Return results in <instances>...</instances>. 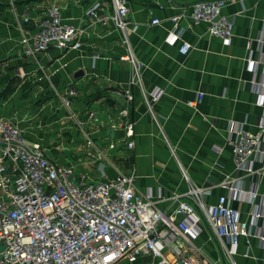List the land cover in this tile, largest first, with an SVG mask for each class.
Wrapping results in <instances>:
<instances>
[{"label":"crops","instance_id":"0c3cea01","mask_svg":"<svg viewBox=\"0 0 264 264\" xmlns=\"http://www.w3.org/2000/svg\"><path fill=\"white\" fill-rule=\"evenodd\" d=\"M96 1L0 0V117L13 120L29 140L42 145L48 157L74 165L77 174L88 182L102 179V169L109 179L134 172L137 191L163 194L160 207L172 211L176 205L173 196L184 194L189 187L181 168L197 186L233 176L228 143L232 124L247 132L258 131L264 109L257 105L256 83L264 80V64L249 62L264 53V0L228 2L224 12L235 22L230 44L211 36L205 23L191 25V6L197 0H128L129 19L138 26L130 41L136 57L144 63L145 87L163 92L155 106L162 130L147 112L139 89L133 87L135 100L129 119L135 121V146H122L109 154L113 166L100 164L80 128L68 119L59 98L66 88L76 87L79 96L75 109L80 115L89 110L101 114L102 126L91 131L100 144L122 136L120 127L112 128L110 118H115L125 99L113 91L129 88L133 74L130 64L120 61L126 51L121 32L102 21L88 23L86 11ZM99 1L107 7L100 10L102 15L112 12L111 0ZM53 3L62 6L65 23L85 30L82 47L68 51L51 48L37 61L25 57L20 51L23 32L34 30ZM175 16L182 18L177 26L172 22ZM25 17L29 22H24ZM154 20L160 24L154 25ZM175 27L185 29L182 40L192 45L187 55L180 54L181 43L166 41ZM79 70L84 74L75 78ZM201 92L203 100L196 108L190 107L188 102ZM109 130H113V138L108 137ZM225 193L216 188L209 201L213 203ZM233 205L249 208L237 202ZM200 231L196 245L202 253L218 264H227L206 223ZM235 261L264 264V249L257 240L248 245L243 238ZM152 262L145 257L118 264Z\"/></svg>","mask_w":264,"mask_h":264},{"label":"built area","instance_id":"2783aa9c","mask_svg":"<svg viewBox=\"0 0 264 264\" xmlns=\"http://www.w3.org/2000/svg\"><path fill=\"white\" fill-rule=\"evenodd\" d=\"M229 1L197 0L191 6V25L205 23L211 36L230 44L235 22L224 12ZM103 7L99 0L94 2L86 11L87 21L112 24L121 32L126 51L120 61L128 62L133 74L129 88L113 91L125 99L115 118H110L112 128L120 127L122 136L100 144L91 131L102 126L101 114L89 110L80 115L75 109L79 96L76 87L66 88L59 98L68 119L80 128L100 164L113 166L109 154L122 146H135V121L129 119L135 100L132 88L139 89L147 112L161 130L155 106L163 92L145 87L144 63L136 57L130 41L138 26L129 19L128 0H111L112 12L108 14L100 13ZM62 11L61 5L50 4L34 30H22V55L37 61L51 48L68 51L82 47L85 30L65 23ZM181 19L173 17L174 26ZM29 20L24 18V22ZM184 32L175 27L166 41L181 43L179 52L187 55L192 45L182 40ZM261 42L264 44L263 39ZM249 64H264V53ZM256 87L257 105L264 109V80L257 81ZM203 98L201 92L188 105L196 108ZM120 120H124L122 127ZM257 127L253 133L232 124L228 143L233 176L197 186L181 168L189 187L184 194L173 196L176 205L166 211L159 204L163 194L137 191L134 172L109 179L102 169V179L88 182L77 174L74 165L48 157L42 145L29 140L13 120L0 117V264H118L145 257H150L152 264H218L196 245L200 226L205 223L220 245L224 262L237 264L235 257L243 238L248 245L257 240L264 249V116ZM216 188L226 193L211 203ZM234 202L249 208L236 207ZM193 251L199 255L193 256Z\"/></svg>","mask_w":264,"mask_h":264},{"label":"water","instance_id":"95a60500","mask_svg":"<svg viewBox=\"0 0 264 264\" xmlns=\"http://www.w3.org/2000/svg\"><path fill=\"white\" fill-rule=\"evenodd\" d=\"M201 1H213V0H201ZM84 72L82 70H79L76 74H75V78H79L81 76H83ZM114 136V132L113 130H109L108 132V137L109 138H113Z\"/></svg>","mask_w":264,"mask_h":264}]
</instances>
